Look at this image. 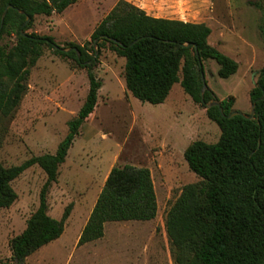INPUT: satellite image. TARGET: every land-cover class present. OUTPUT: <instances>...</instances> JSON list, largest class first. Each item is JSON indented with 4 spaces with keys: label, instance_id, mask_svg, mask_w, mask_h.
<instances>
[{
    "label": "trees",
    "instance_id": "trees-1",
    "mask_svg": "<svg viewBox=\"0 0 264 264\" xmlns=\"http://www.w3.org/2000/svg\"><path fill=\"white\" fill-rule=\"evenodd\" d=\"M78 1L0 0V120L13 116L19 108L28 91L31 69L46 49L85 69L89 79L84 103L68 123L69 133L56 154L34 156L15 167H5L0 161V209L15 203L18 195L12 182L26 170L38 165L47 175L38 209L27 220L24 231L10 240L14 264H26L31 255L64 233L73 205L57 220L49 215L48 195L82 126L98 105L103 80L95 70L106 48L126 60L125 84L135 98L152 105L163 104L173 86L180 84L220 129L218 142L197 140L184 153L190 170L200 181L185 186L167 214L166 230L178 259L188 264H264V67L249 94L251 104H256V119L222 117L219 107L207 109L206 104L217 100L229 115L236 110V100L233 96L219 100L210 88L202 97L204 63L215 61L222 79L235 75L239 63L211 45L212 29L207 24L153 18L120 0L83 45L69 42L61 47L52 36L30 32L37 16L62 14ZM249 4L262 9L259 2ZM9 6L12 8L2 20ZM27 17L31 21L23 28ZM259 29L264 41V26ZM12 37L14 44L4 42ZM188 44L191 46L186 47ZM70 48L73 50L67 51ZM157 213L150 169L114 167L78 244L102 239L106 223L152 221Z\"/></svg>",
    "mask_w": 264,
    "mask_h": 264
},
{
    "label": "rangeland",
    "instance_id": "rangeland-1",
    "mask_svg": "<svg viewBox=\"0 0 264 264\" xmlns=\"http://www.w3.org/2000/svg\"><path fill=\"white\" fill-rule=\"evenodd\" d=\"M114 1L80 0L60 15L37 16L30 32L53 36L61 47L69 42L83 45L109 14ZM182 2L188 7L196 5L201 12L215 13L212 41L225 35L219 49L238 61L239 70L222 79L217 74L218 64L210 60L204 63L205 79L219 100L235 97L234 108L248 115L250 90L264 67V41L259 29L264 26V0ZM249 2H259L262 9ZM4 42L14 44L15 38ZM125 64L124 58L107 48L102 50L95 70L103 80L98 105L82 126L48 195L49 215L60 220L65 209L73 205L70 217L62 236L31 255L26 264H188L178 259L167 234L166 218L184 187L200 181L185 160L186 148L197 140L214 144L221 132L207 117L206 109L195 104L180 84L173 86L163 104L135 98L126 88ZM88 87L85 69L46 49L31 69L28 91L19 108L13 116L0 120L1 163L15 167L34 156L56 154ZM126 165L150 169L157 217L146 222L106 223L100 241L79 246V237L110 171ZM46 179V173L35 165L12 182L18 198L10 208L0 209V264H14L10 240L24 231L27 220L38 209Z\"/></svg>",
    "mask_w": 264,
    "mask_h": 264
},
{
    "label": "crops",
    "instance_id": "crops-1",
    "mask_svg": "<svg viewBox=\"0 0 264 264\" xmlns=\"http://www.w3.org/2000/svg\"><path fill=\"white\" fill-rule=\"evenodd\" d=\"M119 1L120 0L114 1V3L112 4L110 8V11L115 7V5ZM124 1L139 7L140 9L144 10L149 16L153 18L179 20V21L189 22V23H205L212 29V34L209 38V42L211 43V45L219 49L220 45L224 43L223 39L221 38H225V35H223V37H220L215 43L212 41V37L214 34L212 24L216 22L217 20V17L213 11H210L208 13L206 12V10H204L201 12L200 10L197 9L196 5L195 6L191 5L193 8L185 6V4L187 3L184 4L182 0H124ZM196 20H199V21H196ZM243 42L245 43L246 47H249V45H247V42L245 40H243ZM233 59L237 61L235 58ZM100 240L101 239L97 241H100ZM94 242H91V243H94Z\"/></svg>",
    "mask_w": 264,
    "mask_h": 264
},
{
    "label": "water",
    "instance_id": "water-1",
    "mask_svg": "<svg viewBox=\"0 0 264 264\" xmlns=\"http://www.w3.org/2000/svg\"><path fill=\"white\" fill-rule=\"evenodd\" d=\"M9 8H12V6H9V7L5 10V12H4V14H3V18H2V20H4V18H5V16H6V14H7ZM21 13H22V14H25L24 12H21ZM30 21H31V18H30V17H27L26 22H25L24 25H23V28H24L27 24H29ZM21 34H22V36H25L24 31H22ZM138 41H139V40L134 41V42L131 44V46H132L133 44L137 43ZM97 42H98V40L96 39L95 42H94L95 47H97ZM185 46H186V47H189V46H191V44H188V45H185ZM59 49H60V48H59ZM61 50H63V49H61ZM71 50H73V49L70 48V49H68L67 51H71ZM74 50L77 51L76 48H74ZM63 51H65V50H63ZM197 54H198V53H197ZM78 55H79V57H80V54H78ZM201 67H203V66L201 65ZM202 78H203V89H202V93H201V94H202V97H204L205 92L209 89V87H208V85H207V83H206L205 74H202ZM206 107H207V109H210V108H212V107H219V110H220V113H221L222 117H227L228 119H231V118H233V117H235V116H241V117H243V118H245V119H248V120H255V119H256V111H255L256 104H255V103H252L251 110H250V113H249L248 115H245V114L239 112L238 110H235V111L231 112L229 115H226V114L224 113V110H223V107H222L221 103H220L219 101H217V100H212L211 102L207 103V104H206Z\"/></svg>",
    "mask_w": 264,
    "mask_h": 264
}]
</instances>
